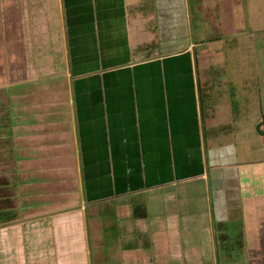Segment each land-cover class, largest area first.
<instances>
[{
  "label": "crops",
  "instance_id": "1",
  "mask_svg": "<svg viewBox=\"0 0 264 264\" xmlns=\"http://www.w3.org/2000/svg\"><path fill=\"white\" fill-rule=\"evenodd\" d=\"M185 6L0 0V264H87L111 214L135 241L126 264H149L150 247L166 261L200 264L201 248L215 259L214 226L230 223L247 243L241 263L264 264V115L239 118L258 132L232 107L217 121L229 101ZM66 24L82 38L70 49ZM229 120L225 138L213 132Z\"/></svg>",
  "mask_w": 264,
  "mask_h": 264
},
{
  "label": "rangeland",
  "instance_id": "2",
  "mask_svg": "<svg viewBox=\"0 0 264 264\" xmlns=\"http://www.w3.org/2000/svg\"><path fill=\"white\" fill-rule=\"evenodd\" d=\"M177 4L186 2L185 20L190 22L189 29L193 39L200 37L207 43L203 44L204 51L203 56L208 63L212 71L213 77L220 81L218 89L226 91L222 94V98L229 102H223L222 114H219L217 121H225L229 119L228 111L230 107L233 108L232 115L234 120L245 125L243 123L248 122L250 125L254 123V131L258 132L257 125L259 122L254 120H239L242 115H249L248 118L254 116L257 113L264 115V0H173ZM81 3H85L82 1ZM185 4V3H184ZM197 7V10L194 8ZM76 11L73 12L75 16ZM77 15V14H76ZM75 24V23H74ZM68 24H66V27ZM81 26V27H80ZM80 26L77 24L75 27L76 32L85 31V24ZM187 27V26H186ZM188 28V27H187ZM70 31L71 27H67V47H73V44L78 41L81 44L82 38L78 40H71ZM61 41V40H60ZM61 47L62 41H61ZM200 47V46H199ZM201 48V49H202ZM217 66V67H215ZM239 68V70L235 69ZM230 80V81H229ZM223 81V82H221ZM233 86V93L229 92V84ZM236 89V90H235ZM249 91V102H242L245 105V109L239 113L240 101L238 104L231 102L236 98L239 91ZM234 95L229 97L230 95ZM250 94H253V99ZM227 95V97H226ZM261 102V103H260ZM211 110L217 111L216 107L211 104L209 106ZM236 107V108H235ZM261 107V109L259 108ZM210 110V111H211ZM221 112V111H220ZM222 126L217 124V128L213 132L222 131L224 138L229 132V127L232 123ZM264 123V121H263ZM222 126V127H219ZM222 136V138H223ZM228 137V136H227ZM256 142L254 143V145ZM257 148V147H255ZM256 157H262V151L255 152ZM255 179L254 187L255 191L264 192V183L260 178L264 176V165H259L254 168ZM245 188L239 187V193L244 194ZM254 190V189H253ZM213 202V201H212ZM213 204V203H212ZM119 219L118 215L111 214L106 216V220L102 226L96 231L94 241H91L88 247V263L87 264H126L122 253L124 252L128 242H134L132 239L125 240L124 235L128 233V226ZM122 221V222H121ZM215 230H220L224 238L219 240L216 238L215 251L216 257L213 258L212 254L208 253L209 248L199 249L203 254V261L200 264H242L241 260L243 255L247 251V243L241 240L240 228L237 229L235 225L225 224L216 225ZM217 233V231L215 232ZM144 239L141 241L143 243ZM154 247L147 248L145 255L151 264H189L187 261L191 259L183 260L182 258H173L172 261H166L167 258L154 257L152 255ZM179 248H174L178 250ZM214 248H212L213 251ZM187 251L186 248L182 249ZM194 251V249H191ZM205 252V253H204ZM213 253V252H212ZM239 256V257H238ZM194 260V258H193ZM238 261H240L238 263ZM149 263V264H150Z\"/></svg>",
  "mask_w": 264,
  "mask_h": 264
},
{
  "label": "water",
  "instance_id": "3",
  "mask_svg": "<svg viewBox=\"0 0 264 264\" xmlns=\"http://www.w3.org/2000/svg\"><path fill=\"white\" fill-rule=\"evenodd\" d=\"M257 129H258V127H257ZM259 133H260V134H262V135H264V132H263V131H261V130H259Z\"/></svg>",
  "mask_w": 264,
  "mask_h": 264
}]
</instances>
